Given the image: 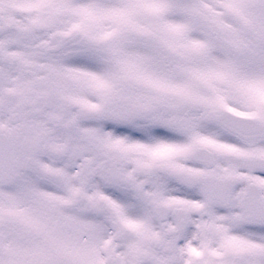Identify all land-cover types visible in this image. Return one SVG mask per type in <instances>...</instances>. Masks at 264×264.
I'll use <instances>...</instances> for the list:
<instances>
[{"label": "snow or ice", "instance_id": "obj_1", "mask_svg": "<svg viewBox=\"0 0 264 264\" xmlns=\"http://www.w3.org/2000/svg\"><path fill=\"white\" fill-rule=\"evenodd\" d=\"M0 264H264V0H0Z\"/></svg>", "mask_w": 264, "mask_h": 264}]
</instances>
